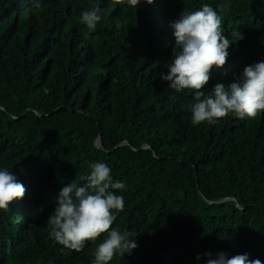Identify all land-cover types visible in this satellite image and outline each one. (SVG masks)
Masks as SVG:
<instances>
[{
    "label": "trees",
    "instance_id": "trees-1",
    "mask_svg": "<svg viewBox=\"0 0 264 264\" xmlns=\"http://www.w3.org/2000/svg\"><path fill=\"white\" fill-rule=\"evenodd\" d=\"M36 3L0 0V169L26 188L0 210V264H92L107 232L77 252L47 221L97 161L125 184L111 227L138 245L108 264H206L221 251L264 264V113L193 125L196 90L161 79L179 51L172 22L203 4L230 5L221 29L233 43L201 91L264 61V0ZM94 6L102 18L89 32L81 13Z\"/></svg>",
    "mask_w": 264,
    "mask_h": 264
},
{
    "label": "clouds",
    "instance_id": "clouds-1",
    "mask_svg": "<svg viewBox=\"0 0 264 264\" xmlns=\"http://www.w3.org/2000/svg\"><path fill=\"white\" fill-rule=\"evenodd\" d=\"M140 2L127 0L132 8H137ZM114 3L121 5L125 0H114ZM146 3L151 4L153 0H146ZM39 6L37 0L36 7ZM229 10L228 4H219L215 9L203 4L198 10L184 11L171 24L179 51L168 66V74H161V79L170 81L169 87L176 92L189 88L196 90L195 102L189 106L193 125L205 121L214 124L230 113L239 119L255 118L264 113V61L245 66L236 82L227 87L224 83H216L209 92L201 91L210 79L213 66L222 67L227 61V50L233 41L222 33L221 14ZM101 12L98 6L82 11L80 22L89 32L101 21ZM87 36L88 33H84L85 39ZM88 167L91 171L84 178V184L71 183L60 190L58 206L47 221L51 226L49 235L65 248L79 252L86 241H95L107 232V237L95 249L92 264H108L116 253L130 254L138 245L130 239L131 232L111 227L116 215L124 209L123 196L114 191L124 189V182L112 179L111 168L106 163L92 162ZM25 193V186L13 172L0 169V210H8L9 205L22 199ZM206 255L211 257L210 253ZM206 264L262 262L250 259L247 253L229 257L221 251Z\"/></svg>",
    "mask_w": 264,
    "mask_h": 264
},
{
    "label": "water",
    "instance_id": "water-1",
    "mask_svg": "<svg viewBox=\"0 0 264 264\" xmlns=\"http://www.w3.org/2000/svg\"><path fill=\"white\" fill-rule=\"evenodd\" d=\"M99 142H100V140L98 139V140L95 142V144L98 145ZM127 144H128L127 141H123V142L119 143L116 147L125 146V145H127ZM148 147H149V146L146 145V144L143 145V148H148ZM230 199L233 200L234 202H236L237 207H240V205L238 204V202L236 201V199H235L234 197H224V198L219 199L217 202H221V201H225V200H230ZM207 202H208V203H214V202H211V201H207ZM240 208H242V207H240Z\"/></svg>",
    "mask_w": 264,
    "mask_h": 264
}]
</instances>
